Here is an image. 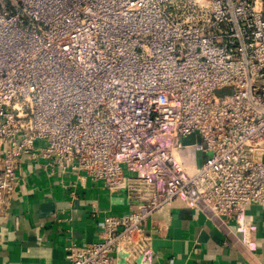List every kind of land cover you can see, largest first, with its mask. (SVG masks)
Instances as JSON below:
<instances>
[{"label":"built area","instance_id":"2783aa9c","mask_svg":"<svg viewBox=\"0 0 264 264\" xmlns=\"http://www.w3.org/2000/svg\"><path fill=\"white\" fill-rule=\"evenodd\" d=\"M27 160L135 203L65 264H143L146 222L173 208L246 227L264 207V0H0V215Z\"/></svg>","mask_w":264,"mask_h":264},{"label":"crops","instance_id":"0c3cea01","mask_svg":"<svg viewBox=\"0 0 264 264\" xmlns=\"http://www.w3.org/2000/svg\"><path fill=\"white\" fill-rule=\"evenodd\" d=\"M43 163H23L14 197L0 215V264H65L71 243L100 240L105 216L135 209L123 187L111 195L101 181L62 175ZM242 220L246 227L239 228L200 207L157 213L146 222L151 248L143 264H264V207L248 205Z\"/></svg>","mask_w":264,"mask_h":264},{"label":"water","instance_id":"95a60500","mask_svg":"<svg viewBox=\"0 0 264 264\" xmlns=\"http://www.w3.org/2000/svg\"><path fill=\"white\" fill-rule=\"evenodd\" d=\"M194 140H195L194 135H191V136H189V137H187L185 139H182L181 142L184 143V144H189V143H193ZM216 220H218V219H216ZM248 255H250V254H248Z\"/></svg>","mask_w":264,"mask_h":264},{"label":"rangeland","instance_id":"374dc122","mask_svg":"<svg viewBox=\"0 0 264 264\" xmlns=\"http://www.w3.org/2000/svg\"><path fill=\"white\" fill-rule=\"evenodd\" d=\"M226 92V90L220 91L219 94H224ZM189 160V159H188ZM191 161L195 160V157L193 155V157L190 158ZM184 162H186V160H184Z\"/></svg>","mask_w":264,"mask_h":264}]
</instances>
